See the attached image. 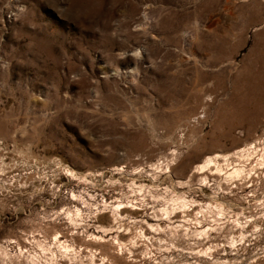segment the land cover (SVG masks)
Here are the masks:
<instances>
[{"label": "rangeland", "instance_id": "1", "mask_svg": "<svg viewBox=\"0 0 264 264\" xmlns=\"http://www.w3.org/2000/svg\"><path fill=\"white\" fill-rule=\"evenodd\" d=\"M261 156L264 0H0V264H264Z\"/></svg>", "mask_w": 264, "mask_h": 264}, {"label": "bare ground", "instance_id": "2", "mask_svg": "<svg viewBox=\"0 0 264 264\" xmlns=\"http://www.w3.org/2000/svg\"><path fill=\"white\" fill-rule=\"evenodd\" d=\"M256 147H254L255 149ZM246 149H239L237 153H235L234 155H237L239 153H242V152H245ZM245 156V155H244ZM241 157V156H240ZM243 157V156H242ZM217 158V157H216ZM227 161H230V158L226 159ZM247 162V161H246ZM264 164V157L261 156V159L258 161L257 165L260 167ZM211 166L215 169V170H219L218 168V164L217 162L215 161V159H212V158H209L207 159L206 161V165H202L199 167V170H202L204 168H209V170H212ZM221 166V165H220ZM231 166V165H230ZM222 169V168H221ZM260 169V168H259ZM255 170V169H254ZM243 169L240 168V167H237V166H232L231 168V171L227 174L229 177H232V178H238L239 180H242L244 177H243ZM117 206V205H116ZM124 209V207H122L120 209V211ZM151 227V226H150ZM152 228V227H151Z\"/></svg>", "mask_w": 264, "mask_h": 264}]
</instances>
